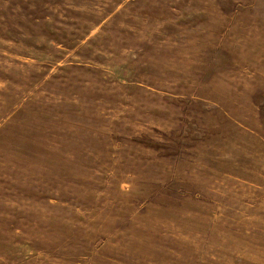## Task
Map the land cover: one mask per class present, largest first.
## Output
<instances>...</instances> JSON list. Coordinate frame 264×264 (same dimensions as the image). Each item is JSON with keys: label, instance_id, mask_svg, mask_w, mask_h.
Here are the masks:
<instances>
[{"label": "rangeland", "instance_id": "rangeland-1", "mask_svg": "<svg viewBox=\"0 0 264 264\" xmlns=\"http://www.w3.org/2000/svg\"><path fill=\"white\" fill-rule=\"evenodd\" d=\"M0 264H264V0H0Z\"/></svg>", "mask_w": 264, "mask_h": 264}]
</instances>
